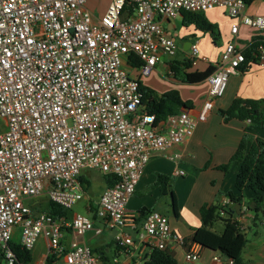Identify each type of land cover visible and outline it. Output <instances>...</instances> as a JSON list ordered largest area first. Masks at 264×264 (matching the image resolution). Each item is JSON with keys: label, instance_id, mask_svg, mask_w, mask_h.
<instances>
[{"label": "built area", "instance_id": "2783aa9c", "mask_svg": "<svg viewBox=\"0 0 264 264\" xmlns=\"http://www.w3.org/2000/svg\"><path fill=\"white\" fill-rule=\"evenodd\" d=\"M86 1L0 0V264H23L11 243L31 251L39 236L47 251L32 264H145L154 248L169 243L187 245L185 261L194 264L197 243L186 244L165 214L150 210L139 222L127 204L152 154L185 142L207 120L230 75L245 62L244 49L234 40L225 43L196 112L184 107L158 121L123 62L136 55L143 77L161 55L175 57L177 45L161 20L182 11L223 7L233 20L232 35L239 25L262 32L264 15L246 14L245 0H110L96 17ZM197 59L193 43L189 60ZM248 63L264 67V39ZM86 169L115 178L94 203V218L34 208L38 202L30 201L42 196L71 208L83 198L79 176ZM249 210L242 203L239 214ZM104 228L114 232L115 251L107 261L84 240Z\"/></svg>", "mask_w": 264, "mask_h": 264}, {"label": "crops", "instance_id": "0c3cea01", "mask_svg": "<svg viewBox=\"0 0 264 264\" xmlns=\"http://www.w3.org/2000/svg\"><path fill=\"white\" fill-rule=\"evenodd\" d=\"M245 1L244 12L246 14L264 15V0ZM109 2L110 0L107 5ZM106 7L101 14L104 13ZM201 13L210 23L217 26L218 43L213 42L210 32L199 29L193 23L184 24L182 14L175 18L161 20L164 31L174 39L177 45L175 58L189 59L191 44L196 43L198 47L200 58L198 57L197 61L186 71H204L209 65L214 66L223 46L230 40H234L238 47L245 50L255 38L264 39V30L259 32L244 25H239L237 33L232 35L230 26L233 20L223 7H214ZM165 56L161 55L156 66L147 76L143 77L138 76L136 68L130 66L126 59L123 65L129 68L127 70L129 75L136 77L142 86L149 87L159 94L169 89L177 90L181 99L189 102L185 108L196 112L207 97L208 81L205 78L199 82L185 83L175 78L170 69L172 60L169 62V58L166 59ZM236 98H264L263 66L251 64L245 71L230 75L223 96L215 101L207 120L197 124L192 136L181 144L152 154L127 204L129 214L138 216L137 220L140 222L144 215L139 213L141 208L158 210L168 217L171 228L183 236L186 244H189V242H195L194 232L201 225L199 208L203 203L221 204L222 201L228 200L226 209L229 210L230 206L233 209L234 205L229 202L225 194L228 190H232L237 196L242 195L244 201H250L253 198L254 193L248 188L241 191L234 188L239 164L233 163L229 168L230 171L227 172L218 169L219 165L226 164L235 153L245 126L249 124L247 120L240 121L237 118L225 120L220 114L219 111L228 108ZM253 133L254 136L264 139V128H254ZM173 154H179V156L172 158ZM177 170L183 171V174L176 175ZM157 173L170 177V187L166 194H162L160 188L155 185ZM171 191L175 198L176 213L171 206ZM163 198L167 200L164 206L161 205ZM168 208L171 214L164 212ZM232 217L237 221L240 220L247 239L241 251L243 263L264 264V221H261L251 209L242 214H233ZM94 224L102 226L97 220H94ZM222 228V221L214 224L217 232H220ZM104 230L107 229L104 228L103 232ZM93 237L92 235L89 239ZM84 240L87 242L85 236ZM197 245L199 255L194 264H231V260L221 252L199 243ZM186 246L169 243L165 250L175 258L178 264H190L184 258ZM91 248H102L103 251L100 253L107 259L115 251L114 248L113 252L108 255L109 250L106 243L96 244ZM215 256L218 260L214 259Z\"/></svg>", "mask_w": 264, "mask_h": 264}, {"label": "trees", "instance_id": "16d2710c", "mask_svg": "<svg viewBox=\"0 0 264 264\" xmlns=\"http://www.w3.org/2000/svg\"><path fill=\"white\" fill-rule=\"evenodd\" d=\"M182 22L184 24L193 23L199 29L211 33L214 43L219 41V31L215 24L210 23L201 12L182 11ZM262 37L255 38L244 50L245 62L239 67V71L243 72L250 65L248 60L250 54L255 50L256 46ZM127 63L132 67H138L141 60L134 54L130 53L126 57ZM192 65L191 60L186 58H173L170 63V69L174 77L185 83L199 82L205 79L214 69L212 65L204 71H186ZM142 102L146 109L155 114L156 120L164 119L169 114L175 113L189 105L188 101H183L179 92L175 89L168 90L161 94L152 90L149 87L142 86ZM225 120L237 118L240 121L250 120L249 124L245 126L244 133L238 143L235 153L231 156L226 164L218 166L219 170L227 172L233 163L239 164L237 167L236 177L234 181V188L238 191L248 188L254 193L250 200L255 203L253 209L250 208V201H244L242 195H235L232 190L226 191V196L231 204L246 203L253 211L258 212L264 201V139L254 136V128H264V98L259 99H241L236 98L231 105L219 111ZM105 186L111 185L115 178L109 174H102ZM79 180L83 186L84 191H87L91 185L90 180L81 174ZM170 177L161 173L156 174L155 185L160 188L162 194H166L170 187ZM172 208L176 213L175 198L171 191ZM227 204L221 205L219 203H203L200 208L201 225L198 227L193 236V240L201 245H205L214 250L221 252L231 260V264H244L241 258V251L247 241L245 233L238 227V222L232 216L227 217V211H231L232 207L227 210ZM37 210H45L53 215H65L70 218L67 209L62 208L58 204L45 200L44 204H38L34 207ZM95 205L90 204L89 211L94 215ZM150 211L147 208H141L139 213L144 214ZM221 211H224L222 214ZM217 221H222L223 228L220 232L214 229V224ZM17 258L23 264H32L31 251L21 248L16 243H11ZM94 252L100 253L102 248L93 249ZM101 259L107 261L108 259L101 255ZM52 259H47V264H50ZM145 264H178L175 258L166 250L154 248L148 257Z\"/></svg>", "mask_w": 264, "mask_h": 264}, {"label": "rangeland", "instance_id": "374dc122", "mask_svg": "<svg viewBox=\"0 0 264 264\" xmlns=\"http://www.w3.org/2000/svg\"><path fill=\"white\" fill-rule=\"evenodd\" d=\"M107 3H108V0H87L86 7L94 16L99 17L101 13L103 12V10L105 9ZM198 57L200 58L199 55ZM165 58L166 59L169 58V62H171V60L175 57H170L166 55ZM124 68L126 70L129 69L126 65L124 66ZM84 174L90 180L91 185L89 189L84 192L83 198L79 200L78 202H76L71 208L67 209L68 213L70 214V217L77 213V214H82V215H85L91 218L92 213L89 211L88 205L94 204L99 194L105 188V183L102 178V174L99 172V170L86 169L84 170ZM45 200H46V197L42 196V197L33 199L30 202H38V204H42L43 206ZM165 201H167L166 198H163V201L161 204L162 206L165 205ZM168 201H169V198H168ZM164 212L166 214H171V211L169 208L165 209ZM256 214L261 221H264V201L262 202L260 210L256 212ZM16 231L17 232H16V235L14 236V240H17L19 237V229H16ZM92 235H93L92 232H87L85 234V238L89 246L94 247L96 244L106 243L108 246V250H109L107 254L110 255L113 252L114 244L112 245V239L114 236V232L109 231V230H104V232L101 235L93 237L92 239H89L90 236ZM46 251H47L46 241L43 236H39L35 242L33 249L31 250L32 263L41 259L43 255L46 253Z\"/></svg>", "mask_w": 264, "mask_h": 264}, {"label": "water", "instance_id": "95a60500", "mask_svg": "<svg viewBox=\"0 0 264 264\" xmlns=\"http://www.w3.org/2000/svg\"><path fill=\"white\" fill-rule=\"evenodd\" d=\"M240 205H241V203H235L234 204V208L231 211H227L226 216L227 217H230L233 214H237L238 215L239 212H240ZM254 207H255V203H253L252 201H250V208L253 209Z\"/></svg>", "mask_w": 264, "mask_h": 264}]
</instances>
